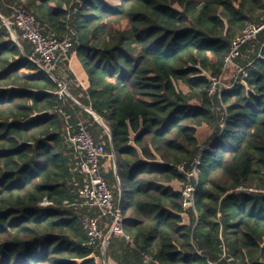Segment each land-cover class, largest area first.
I'll return each mask as SVG.
<instances>
[{
    "label": "trees",
    "instance_id": "16d2710c",
    "mask_svg": "<svg viewBox=\"0 0 264 264\" xmlns=\"http://www.w3.org/2000/svg\"><path fill=\"white\" fill-rule=\"evenodd\" d=\"M81 1L0 0V264H145L144 255L160 264H264V192L237 190L264 191V32L242 50L253 44L241 63L247 86L208 94V76L221 74L231 43L264 18V0ZM14 8L32 12L45 35L71 37L90 79L79 102L110 138L58 95L15 26L13 39L5 21ZM78 124L115 155L119 189L114 171L106 176L132 239L113 236L105 263L80 223L95 213L79 209L85 177L67 142ZM200 154L194 205L184 209L183 187L195 184L186 173ZM45 199L51 205L40 206Z\"/></svg>",
    "mask_w": 264,
    "mask_h": 264
},
{
    "label": "built area",
    "instance_id": "2783aa9c",
    "mask_svg": "<svg viewBox=\"0 0 264 264\" xmlns=\"http://www.w3.org/2000/svg\"><path fill=\"white\" fill-rule=\"evenodd\" d=\"M87 1L82 0L80 7H84ZM13 10V19L5 21V25L9 29L15 26L21 34V39L32 46L33 54L29 57V60L54 78L53 74L58 70L60 61L67 58L72 52V41L70 39L60 40L45 35L32 12L20 8H14ZM262 32H264V21L250 23L242 35L231 43L224 59L221 74L219 76H208V94L212 99L220 98L224 92L234 91L240 86H247L249 78L247 66L239 64L238 61L242 56L244 46L256 39ZM12 37L17 40L14 31ZM229 72L233 73L231 78H228ZM59 87L58 95L60 97L67 95L65 87L60 84ZM67 142L79 159L78 167L80 173L85 177V183L79 190L82 205L89 211L95 212L94 215L87 214L80 219V223L88 236V245L94 249H99L105 254L108 242L113 236L125 238L132 243V239L124 231L122 216L116 204L114 192L105 179L107 171L105 170L104 161L108 155L104 144L97 143L90 131L81 124L67 128ZM201 159L202 155L200 154L194 163L193 169L188 173L185 172L184 165L178 166L179 171L186 173L188 178L194 180L195 183H189L183 187L184 200L182 206L184 209H189L194 205V195L199 183ZM112 168H115V165ZM237 190L253 191V189L243 187ZM49 205L51 203L47 199L40 203V206ZM143 259L145 264H160L159 261L149 255H144ZM206 264L217 263L207 260Z\"/></svg>",
    "mask_w": 264,
    "mask_h": 264
},
{
    "label": "crops",
    "instance_id": "0c3cea01",
    "mask_svg": "<svg viewBox=\"0 0 264 264\" xmlns=\"http://www.w3.org/2000/svg\"><path fill=\"white\" fill-rule=\"evenodd\" d=\"M31 48H32V46H31ZM55 75H57V80L59 81L58 83H60L61 86L65 87L67 95L69 97H71L79 106L84 108V110L89 113L88 110H91V109L82 106L80 104L79 100H84V95H82V94H83V92H85L89 89L90 79H89V75H88L87 71L83 68L80 57L78 56V53L76 51H72L67 58H63L60 61L59 68L56 71ZM100 119H101V122H97V121L96 122L98 124H100L109 135L108 126L106 125L105 121L101 117H100ZM109 138H110V135H109ZM110 144H111V139H110ZM111 155L113 157L115 156L114 154H111ZM115 160H116V158L114 157L113 160H111V161L109 160L107 162V164H108L107 166L105 165L106 170H108L106 172V175H110L111 172L114 171V175L116 177L115 168H112L115 165ZM109 169H111L110 172H109ZM116 181H117V178H116ZM172 187L175 190H179L180 189V183L175 182V183H173ZM90 212L95 213L94 211H90ZM183 218H184V222L187 223L188 217L186 215H184ZM199 223L201 224L202 222L199 221ZM108 264H116V262L112 258H109Z\"/></svg>",
    "mask_w": 264,
    "mask_h": 264
},
{
    "label": "rangeland",
    "instance_id": "374dc122",
    "mask_svg": "<svg viewBox=\"0 0 264 264\" xmlns=\"http://www.w3.org/2000/svg\"><path fill=\"white\" fill-rule=\"evenodd\" d=\"M108 1H110V2H113L115 5H118L119 4V2L118 1H116V0H108ZM82 8V7H81ZM77 11H75L74 13H76ZM12 19H13V17H12ZM11 19V20H12ZM261 21H264V18L261 20ZM247 27V26H246ZM245 27V28H246ZM123 29H127V27H126V24L124 23L123 24ZM245 30V29H244ZM71 39V37H68V39ZM72 40V39H71ZM258 44V43H257ZM25 45L27 46V47H31V45L27 42V41H25ZM254 45H256V43L254 44ZM252 46H253V44H252ZM252 46H249L248 48H247V50L245 51V53L244 52H242V58H240L239 59V64H241V63H243V62H245L246 60H248V57L250 56V55H253V53H254V51H253V47ZM75 48V47H74ZM74 50V49H73ZM55 74H53V79L58 83L59 81L57 80V75H55ZM232 75H233V73L232 72H229L228 73V78H231L232 77ZM209 76H212L211 74L209 75ZM60 83H58V85H59ZM176 88H177V90L178 91H180V92H182L183 94H185V95H189V89L187 88V86H185V85H183V84H181V83H176ZM60 91V90H59ZM105 146V145H104ZM107 155H108V157L105 159V161H104V164L107 166L108 164H107V162L110 160H113L114 159V157L110 154V153H108V151H107ZM112 165V164H111ZM106 166H105V170H106ZM111 168V167H110ZM106 171H108V170H106ZM111 171V169H109V172ZM108 172V173H109ZM105 179H106V181H107V184L109 185V177H107L106 175H105ZM181 186V185H180ZM110 187H111V189L113 190V192H115V190H114V188L110 185ZM117 187H118V189H119V185H118V182H117ZM253 191L254 192H264L263 190L261 191V190H259L257 187H255V186H253ZM79 209H81L82 211H85V213H90V211H88V209L86 208H84V206L82 205V203L80 204V207H79ZM97 250V249H96ZM101 256L99 257V256H97V258H96V260L98 261V262H104V254L101 252ZM106 264V263H105Z\"/></svg>",
    "mask_w": 264,
    "mask_h": 264
},
{
    "label": "water",
    "instance_id": "95a60500",
    "mask_svg": "<svg viewBox=\"0 0 264 264\" xmlns=\"http://www.w3.org/2000/svg\"><path fill=\"white\" fill-rule=\"evenodd\" d=\"M10 31H11V33H13V30H12V28L10 29ZM15 40V39H14ZM16 41V40H15ZM89 111V113L90 114H92L93 116H94V118H95V120L97 121V122H101V119H100V117L97 115V114H95L94 112H92L91 110H88ZM49 115V112H43V113H36V114H34L29 120H34V119H37V118H42V117H45V116H48ZM115 157V156H114ZM115 174H116V178H117V181H118V184H119V186L121 185L120 184V179H119V177H118V175H117V169H116V160H115ZM122 206H123V199H122V196L120 197V199H119V204H118V209H119V212L121 213V211H122ZM104 259H105V257H104ZM104 263H105V260H104Z\"/></svg>",
    "mask_w": 264,
    "mask_h": 264
}]
</instances>
